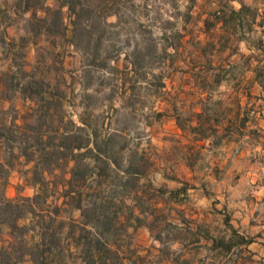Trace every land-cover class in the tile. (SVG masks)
<instances>
[{
	"label": "crops",
	"instance_id": "1",
	"mask_svg": "<svg viewBox=\"0 0 264 264\" xmlns=\"http://www.w3.org/2000/svg\"><path fill=\"white\" fill-rule=\"evenodd\" d=\"M201 11L200 38L215 28L216 46L186 50L198 60L169 89H182L177 102L187 114L158 108L164 123L151 135L156 151L164 142L168 151L182 150L167 166L180 167L182 176L122 172L120 192L106 194L112 205L102 209L61 197L48 212L57 224L37 228L39 253L25 255L30 264H264V0H228ZM86 130L90 142L81 150L93 148ZM134 150L142 151L141 143ZM160 185L167 188L166 209L158 201ZM160 211L166 227L154 223Z\"/></svg>",
	"mask_w": 264,
	"mask_h": 264
},
{
	"label": "rangeland",
	"instance_id": "2",
	"mask_svg": "<svg viewBox=\"0 0 264 264\" xmlns=\"http://www.w3.org/2000/svg\"><path fill=\"white\" fill-rule=\"evenodd\" d=\"M63 1L0 0V201L9 198L23 210L28 208L23 198L40 192L34 200V214L27 213L13 228L0 224V260L8 253L6 258L11 264H30L25 255H38L39 248L34 247L37 228L51 221L57 224L60 219H53L48 212L57 210L61 197L67 196L68 191L76 193L78 188L84 192L90 190L80 186L82 181L76 177L68 184L75 162L62 157L59 160V153L51 158L50 164L45 163L49 166L43 173L46 179L43 188L33 187L32 165L19 158L18 149L11 151L19 144L37 142L31 125L42 124V130L47 131L41 141L44 144L59 142L53 129L62 130V118L72 121L69 130L83 126L95 131L97 141L110 131L113 149L118 150L117 162L106 169L101 183L91 180V190L101 194L120 192V176L134 152L143 175L160 180L162 170L169 176H182L180 167L175 170L167 167L174 155H182V150L168 151L164 142L156 151V146L151 144V135L164 123V119L155 114L161 112L157 111L160 108L169 112L173 109L182 117L186 116L188 108L177 102L182 89L172 90L169 86L172 79L182 82L184 75L188 76L184 66L198 60L196 55L190 57L186 53L188 48L199 50L203 46L212 51L216 46L215 28L209 31L208 38L207 35L200 38L199 23L204 13L201 10L205 6H225L228 0L86 1L90 13L79 22L87 37L79 41L78 48L71 46L67 39L71 34L70 26L68 37L46 36L41 24L31 17L32 10L37 16H43L42 6L57 8ZM28 5L31 9L26 10ZM62 10L68 22L66 7ZM39 28L40 32L35 35ZM186 33L190 34L189 39H183ZM96 53L99 54L97 62L104 60L106 65L90 64ZM136 58V67H133L131 63ZM211 60L216 61V55ZM35 79L41 82L39 93L52 101L47 117H38L43 104L39 95L30 99L26 97L28 91H18V82L25 86ZM172 98L177 99L170 102ZM150 122L153 124L147 129L146 124ZM162 139L167 143L173 141L167 140L166 135ZM68 141L71 143V138ZM136 142L141 143L142 151L134 150ZM140 155H143L142 160ZM81 161L96 171L91 155L87 154ZM93 177L96 178L95 173ZM166 189L160 185L158 195L165 209L171 206L164 195ZM147 204L144 200V205ZM166 219L165 211H160L154 223L159 228L166 227Z\"/></svg>",
	"mask_w": 264,
	"mask_h": 264
},
{
	"label": "trees",
	"instance_id": "3",
	"mask_svg": "<svg viewBox=\"0 0 264 264\" xmlns=\"http://www.w3.org/2000/svg\"><path fill=\"white\" fill-rule=\"evenodd\" d=\"M90 0H64L59 4L57 8H53L50 6H42L43 16H37L36 11L32 10L31 17L34 18L39 24H41V28L43 30L44 35L46 36H60V37H68L67 31L70 26L71 34L69 38H67L70 43L79 47V41L83 40L84 37H87L86 32L83 27L80 26V20L83 16H86L90 13L89 5L86 3ZM66 7L68 22L64 19V13L62 8ZM31 9V6H27L26 10ZM33 9V8H32ZM40 32V28L34 32L36 35ZM89 39V38H88ZM90 40V39H89ZM87 42V40H86ZM99 54H93L90 60V64L99 66L106 65V62L103 60L101 63L97 62ZM132 66L136 67V60H132ZM18 91H28L26 97L30 99H35L37 95H39V99L43 102L40 105V112L38 117L40 118L47 117L49 108L52 106V101L49 98H45L43 94H40L41 91V82L39 80L29 81L25 86L21 82L17 83ZM43 91V90H42ZM39 93V94H37ZM42 113V114H41ZM62 122V130H58L57 128L53 129V133L59 136L58 143H47L44 144L42 141L43 136L47 131L42 130V124H39L38 127L30 126V129L36 132L37 142L31 144H19L21 153L25 156L27 161H33L31 166V183L33 185H37L40 189L43 188V185L46 184V179L44 176V172L49 166V162L53 156L59 153V160L62 158H68L74 160V165L70 170L71 176L68 178L67 182L71 185L73 179L76 177L78 180H81L82 183L80 186H87L90 190L82 191V189L78 188L75 192L68 191L66 194L71 197V200L74 201L75 205L80 208L88 209V208H99L102 209L111 203L108 200L104 199L106 197L105 194H101L98 190H91L92 182L91 180L97 179V183H101L102 180L100 178L102 176H106V169L110 168V162L115 164L117 162V153L118 150L113 149L112 141L113 136H108L103 138L100 141H97V133L93 132V148H86L81 151L80 149L83 147H87L90 142V137L87 133L83 132L86 130L83 126H76L75 130L67 129L68 126L73 125L72 121L61 119ZM24 133V132H23ZM22 134V133H20ZM53 134V135H54ZM11 136V135H9ZM52 137V136H51ZM85 137V140L83 138ZM9 138V137H8ZM71 138V143L68 141ZM74 142V143H73ZM48 147L51 150H48ZM89 154L93 157L95 161L96 171L92 170L87 163H83L81 159L86 157ZM136 152L131 153L130 160L128 165L124 168L125 174H134V173H143L142 168L137 167L135 165L137 158ZM62 157V158H61ZM139 158L142 160L143 155H140ZM45 163H49L45 165ZM96 174V178H91L92 174ZM118 173V172H117ZM38 175H40L38 177ZM127 185H132L131 181L125 182ZM42 187V188H41ZM40 192L37 191L32 197H24L23 201L27 204V209H20L19 204L11 200L9 198H3L0 201V224H7L9 227H16V221L25 217L27 213L34 214L35 213V198L39 197ZM76 194V196H75ZM52 221L50 222V224ZM49 225V224H47ZM51 237V236H50ZM8 253L0 260V264H11L9 259L6 258Z\"/></svg>",
	"mask_w": 264,
	"mask_h": 264
}]
</instances>
